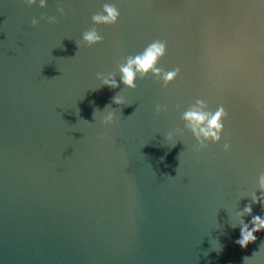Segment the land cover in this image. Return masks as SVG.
Instances as JSON below:
<instances>
[{"label": "water", "instance_id": "obj_1", "mask_svg": "<svg viewBox=\"0 0 264 264\" xmlns=\"http://www.w3.org/2000/svg\"><path fill=\"white\" fill-rule=\"evenodd\" d=\"M257 217L264 0H0V264H264Z\"/></svg>", "mask_w": 264, "mask_h": 264}, {"label": "clouds", "instance_id": "obj_2", "mask_svg": "<svg viewBox=\"0 0 264 264\" xmlns=\"http://www.w3.org/2000/svg\"><path fill=\"white\" fill-rule=\"evenodd\" d=\"M32 3L35 0H31ZM105 11L108 13L107 17H94L97 22L104 23H115L118 17L117 11L112 7H105ZM85 39L90 42H96L99 37L94 33H87L85 35ZM165 52L164 46L162 44H154L152 45L143 56L135 58V60H129V65L127 67H123L121 71L123 72V82L129 86L134 87V80L136 71L142 73H148L151 71H156L155 65L158 61V58L163 56ZM135 68V71H134ZM174 78V74H167L165 79L170 81ZM111 88L118 87L114 82L108 85ZM223 116V112H218L210 119L209 117L202 112H189L186 113L185 119L189 121L193 127V131H196L197 128L200 129L201 132L205 135V137L211 136L213 139L218 140L219 136L216 134L222 130L221 118ZM207 124V130H205L202 125ZM251 212V209H248ZM255 223L258 225L256 231H260L261 228H264V221H261L258 217L256 218ZM243 239L238 241L242 248H246L249 243L254 242L256 237L251 232L242 233Z\"/></svg>", "mask_w": 264, "mask_h": 264}]
</instances>
